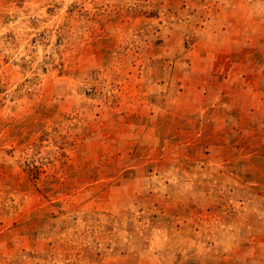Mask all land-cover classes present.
Masks as SVG:
<instances>
[{"label": "rangeland", "instance_id": "1", "mask_svg": "<svg viewBox=\"0 0 264 264\" xmlns=\"http://www.w3.org/2000/svg\"><path fill=\"white\" fill-rule=\"evenodd\" d=\"M0 264H264V0H0Z\"/></svg>", "mask_w": 264, "mask_h": 264}]
</instances>
